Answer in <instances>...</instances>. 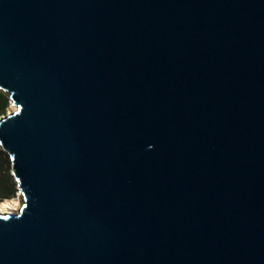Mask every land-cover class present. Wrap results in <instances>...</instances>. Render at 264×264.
<instances>
[{
  "label": "water",
  "instance_id": "95a60500",
  "mask_svg": "<svg viewBox=\"0 0 264 264\" xmlns=\"http://www.w3.org/2000/svg\"><path fill=\"white\" fill-rule=\"evenodd\" d=\"M0 91V264H264V0H0Z\"/></svg>",
  "mask_w": 264,
  "mask_h": 264
},
{
  "label": "trees",
  "instance_id": "16d2710c",
  "mask_svg": "<svg viewBox=\"0 0 264 264\" xmlns=\"http://www.w3.org/2000/svg\"><path fill=\"white\" fill-rule=\"evenodd\" d=\"M8 102V96L0 91V116L5 113ZM6 165L10 166L9 160L6 154L0 150V202L13 197L17 191L15 182L10 180V176L5 172L6 169H3L6 168Z\"/></svg>",
  "mask_w": 264,
  "mask_h": 264
},
{
  "label": "bare ground",
  "instance_id": "6f19581e",
  "mask_svg": "<svg viewBox=\"0 0 264 264\" xmlns=\"http://www.w3.org/2000/svg\"><path fill=\"white\" fill-rule=\"evenodd\" d=\"M20 194H18V197ZM19 210V201L17 199H7L0 202V214H15Z\"/></svg>",
  "mask_w": 264,
  "mask_h": 264
},
{
  "label": "rangeland",
  "instance_id": "374dc122",
  "mask_svg": "<svg viewBox=\"0 0 264 264\" xmlns=\"http://www.w3.org/2000/svg\"><path fill=\"white\" fill-rule=\"evenodd\" d=\"M15 108L12 106V105H10V101L8 102V106H7V108H6V110H5V113L3 114V115H1L0 116V118L1 117H4L5 115H7L8 113H11L13 110H14ZM4 170L6 169V173L10 176V180L13 182L14 180H13V178L11 177V174H10V166H8V165H6V168H3ZM15 188H16V186H15ZM9 199H17L18 200V193H17V191L15 192V194H14V196L13 197H10ZM8 199V200H9ZM4 200H7V199H4ZM3 201V200H2ZM1 201V202H2ZM15 214H16V212H15Z\"/></svg>",
  "mask_w": 264,
  "mask_h": 264
}]
</instances>
